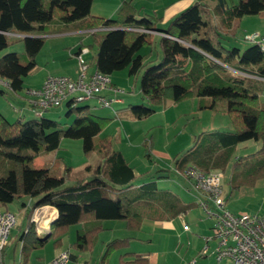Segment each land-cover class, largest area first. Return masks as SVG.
Segmentation results:
<instances>
[{
  "label": "trees",
  "instance_id": "16d2710c",
  "mask_svg": "<svg viewBox=\"0 0 264 264\" xmlns=\"http://www.w3.org/2000/svg\"><path fill=\"white\" fill-rule=\"evenodd\" d=\"M92 1L0 0V50L14 41L23 43L21 52L0 54V79L11 90H22L24 77L35 66V56L44 42L40 34L54 21L68 24L82 20L81 25L92 30L91 45H96L93 64L98 71L111 74L127 68L129 74H136L143 68L140 90L149 103L158 105L166 99L178 102L197 97L199 109L219 110L228 115L233 128L198 135L193 146L173 156L174 170L183 171L186 166L202 172L228 168L231 189L251 186L264 178V103L260 99L264 88V50L252 43L242 49L228 48L221 41V33L234 19L263 11L264 0H239L230 6L226 0H215L213 7L207 0H194L161 30L167 36L158 37L162 54L154 64H147L144 55L136 53L150 42V32L135 28L155 30V21L148 15L136 17L131 0L123 1L114 18L95 16L90 14ZM215 14L220 15V21L215 20ZM9 33L13 35L8 36ZM3 93L0 88V94ZM72 99L65 102L66 115L73 116L65 128L44 114L9 121L0 112V156L9 161L5 173L0 175V206L22 196L34 198L25 208L26 225L19 235V264H26L31 249L43 246L49 239L58 246L72 224L81 223V227L70 246L86 250L103 230L105 219H121L126 228L137 229L144 218L169 220L190 205L172 191L158 187L155 174L168 171L167 168L155 170L149 180L137 184L135 180L140 174L126 162L121 151L113 148L109 135H100L109 117L95 114L85 102L72 104ZM130 109L137 118L152 112L151 106L144 104H130ZM62 137L80 138L85 153L94 151L98 155L95 165H85L84 173L69 183V165L63 164L65 175H58L48 166L31 163L41 150L58 148ZM246 140L258 142V148L234 156L236 146ZM145 155L149 157V147ZM53 164H57L56 159ZM189 187L192 188L190 184ZM41 205L57 210L49 232L42 237L30 221L33 208ZM127 242V237L107 242L100 264ZM129 263L145 264L146 259L134 255Z\"/></svg>",
  "mask_w": 264,
  "mask_h": 264
},
{
  "label": "rangeland",
  "instance_id": "374dc122",
  "mask_svg": "<svg viewBox=\"0 0 264 264\" xmlns=\"http://www.w3.org/2000/svg\"><path fill=\"white\" fill-rule=\"evenodd\" d=\"M103 1L107 2L104 3ZM159 1L132 0V5L136 10V17H140L143 14H149V16L155 20L154 10H156V14L161 12V6L157 5ZM207 1L210 2V0ZM238 1L239 0H226V4L230 6L232 4H236ZM116 3L118 4L119 0H95L92 11L96 10L97 12L104 15H108L113 12L112 14L116 16L119 12L118 10V12L114 13L115 8L118 6ZM157 26H164V23L162 24L157 21ZM53 30L56 29H53L49 26L44 32L41 33V35L44 36V42L35 56L36 64L31 72L25 77L24 82L35 84L48 73L49 75L64 74L67 76L74 73L76 69V55L72 54L73 51L69 50V44H66V42L70 41L71 38L67 36L62 39L56 38L55 36L50 35L51 32H55ZM253 30L264 32V10L257 14H246L241 18L234 19L231 23V26L227 27L226 31L221 33L222 44L228 48L231 46H237L242 49L250 44L244 39V33L251 32ZM11 35L13 34H8V36ZM149 39L150 42L142 45L136 53L143 54L147 64H154L159 61L162 53L158 36L155 33H150ZM84 46L85 47L82 48H89L87 45ZM22 50L23 43L21 41H14L8 45V47L0 50V54L7 51L21 52ZM91 53L92 51H89V54L85 56L90 59ZM93 66L94 64L92 63L91 68H93ZM142 70L143 68L140 69V71L136 74H129L128 69L123 68L109 74L110 80L112 79L116 87L120 89L119 92H117V95H115L124 99H129H126V101L123 100L121 103L112 101L110 106L103 107L105 108L104 111L102 110L104 113L100 114L102 116H104L103 114H109V107L115 109L116 114L111 115V119H107L106 122L103 123L101 131L102 133L110 134L111 141L114 144L119 138H122V140L118 142L122 144L121 146H124L129 150V153H127V158L130 162H132L137 171L143 172L148 168L151 170V166H153V164L151 165L150 162L147 161L145 155L147 148L149 147L150 149V146L167 150L172 155H176V152L181 154L184 153L190 146L195 144V138L201 133L214 130H231L233 128V125L226 113L219 110H211L209 108L199 109L197 97H189L178 102H173L165 108L162 103L158 105L149 103L143 97L140 90V78ZM0 85L4 86L2 82ZM17 92L22 93L21 91ZM111 95L112 97L114 96L113 94ZM260 99L262 103H264V88ZM127 100H130L128 101L129 103ZM0 101L4 104L7 110H14L16 113L20 112V115L16 117L14 116V118L11 117V121L15 120L17 117H21L23 120L37 117L27 105H21L16 98H12L7 94H2ZM130 104H144L151 106L152 112L146 117L137 118L132 115ZM20 107H22L21 110ZM67 110L68 107L64 101L61 105L45 110L43 116L56 120L59 127L65 128L71 123L73 118L72 114L66 115ZM126 135H128V137L124 139V136ZM257 143L258 142H255L254 140L240 142L236 146L234 156L246 155L255 151L257 148ZM84 158H86V154H84L82 141L80 138L62 137L58 148L54 150H41L36 155H34L31 163L36 166H50L52 173L58 174L60 172L64 175L65 170L63 169V164H70L72 166V172L69 174V176H71L70 178H75L81 173L78 170L83 167ZM55 159L57 164H53ZM164 163H166V166L169 167L168 171H166L168 176H155L157 177L156 179L158 187L166 188L172 191L183 201H196L197 206L187 214H182L183 216L180 219H182L181 221H183V225L184 223L186 226L188 224L192 225L191 222L194 221L197 225L195 227H191L190 225L186 232H182L179 237H176V232L181 231L180 225L175 231L167 226H164L163 223H154L153 221H148V223L151 225L147 231L153 236L154 244L152 245V250H156L158 252L159 264H190V261L193 259L195 261L192 264H230L228 261L217 263L213 255L209 253L211 251L210 249L214 247V240L209 241L210 248L208 255L201 257L200 250L205 244L204 236H209L212 234V229L208 227L209 224L212 223V220L206 219L207 214L198 204V198L202 197V194L196 192L191 187L189 190H186L184 185H189L186 181L187 179L183 178L181 175H178L174 169H171L173 168V164L170 165L168 160ZM8 164L9 161L6 160L4 156H0V175L5 173ZM223 173L227 179L230 171L227 168L223 170ZM66 175H68V173ZM244 187V189H249L247 185H244ZM231 190L232 189L230 188L227 179V182L225 181L223 184V197L226 199L227 204H225V206L227 205L226 208L228 210L234 213L264 210V206L262 207L259 204L261 203V193L258 195V197L240 195L238 192L237 193L239 196L236 195V192L234 195L230 196ZM22 202H27V198H17L4 206H0V208H8L14 211L18 218L16 225L11 229L8 243L4 248V264H19L21 246L19 235L26 225L25 208L31 203H26V205L23 206ZM51 209L52 208H47V210ZM113 220L119 222L117 219H112V221ZM176 221L177 222L175 223L181 222L179 219ZM77 225H79V223L72 224L68 227L66 232L62 235L61 243L58 246L54 244L53 239H49L43 246L31 249L28 254L26 264H43L45 262L44 260L51 256L57 250V248L60 247H68L73 251L76 250L70 246V243L76 239L75 228ZM117 228L119 227L113 226L112 230L106 229L103 234L105 236H108V234L122 236V233L119 232ZM121 231L124 233V228H121ZM198 235H200L202 242L200 243L202 246L199 245L201 246L199 252L197 251L196 243H193L194 239H198ZM42 236L44 235L42 234L41 237ZM103 238L104 237L100 239ZM199 240L200 238L197 241ZM112 252L114 253V251ZM97 263L98 261L95 260L94 257H91L86 262V264ZM66 264H84V262L80 260L77 263H73L72 260H68Z\"/></svg>",
  "mask_w": 264,
  "mask_h": 264
},
{
  "label": "built area",
  "instance_id": "2783aa9c",
  "mask_svg": "<svg viewBox=\"0 0 264 264\" xmlns=\"http://www.w3.org/2000/svg\"><path fill=\"white\" fill-rule=\"evenodd\" d=\"M140 31H150L145 28H135ZM162 35L167 36L165 33ZM244 39L257 44L264 50V32L253 30L243 35ZM86 50V49H84ZM83 49L75 55L78 62V73L75 78L66 75H47L39 87L28 86L22 90V98L30 106L34 114L39 117L45 110L61 105L64 101L73 98L72 104L96 98L99 105L110 106L115 97H106L102 90L110 89L109 74L94 69L89 71V63L83 57ZM177 174L187 176L192 188L202 194L198 204L213 218L212 234L204 237L205 244L200 250L201 255L209 252V241L215 244L211 253L219 261L229 258L233 264H264V211L234 213L225 206L223 197V177L221 170L202 172L194 166H186L183 171L175 170ZM46 209H45V208ZM44 208V210H43ZM53 208L52 217L45 216L44 211ZM48 211V210H47ZM57 216V210L51 205L34 208L30 221L35 226L36 234L49 232L50 224ZM17 214L7 208L0 209V264H4V248L8 243L11 229L17 223ZM70 258L68 249L59 251L47 264H66Z\"/></svg>",
  "mask_w": 264,
  "mask_h": 264
},
{
  "label": "crops",
  "instance_id": "0c3cea01",
  "mask_svg": "<svg viewBox=\"0 0 264 264\" xmlns=\"http://www.w3.org/2000/svg\"><path fill=\"white\" fill-rule=\"evenodd\" d=\"M123 1H126V0H121V2L119 0V3L118 4L116 3L118 6H117V8H115V10H114L115 12L114 13L118 12V10L122 6ZM193 1L194 0H172V1L163 0V1H159L157 5L161 6V12H158V14H156L157 12H156V10H154V13H155L154 18H155V20L153 18H151V16H149V14H148V16L155 21V30H150L148 32L155 33L159 37V35H161V33H163L161 30L165 28V26L167 25V22L170 20V18L172 16H174L175 14L179 13L184 7H187ZM103 2L106 3L107 1H103ZM94 3H95V0H93L92 3H91L90 14L95 15V16L104 17V18H114L115 17V15L112 14L113 12H111L108 15H104L102 13L97 12L96 10L92 11ZM131 3H132V0H131ZM208 3L213 7L215 5V0H210V2H208ZM215 20L217 22L220 21L221 20L220 15L215 14ZM81 21L82 20H78V21H74V22H71V23H68V24H63V23L54 21V22L50 23L47 26V28L50 26L53 29H56V30H53L55 32H51L50 33V35L55 36L56 38H61L62 39L64 37H66V36L71 38V40L66 42V44H69V50L73 51L72 52L73 55H75L80 50V48L83 49V50L86 49V50H84L82 52L83 53V57L89 63L88 70L92 71V70L96 69L95 66H93V68H91V65L93 63V56H94L95 51H96V45H94V44L91 45L92 36H91L90 32L92 30L91 29H87L84 26H82L81 25ZM157 21L159 23H162V24L164 23V26H157ZM84 45H87L89 48L88 49L87 48H82V47H85ZM89 51H92V53L90 55V59L85 56V55L89 54ZM75 60H76L75 61L76 69H75L74 73L68 75V77H71V78H75L77 76V73H78L77 58H75ZM125 69H127V68H125ZM31 70L28 72V74L31 72ZM47 75H49V73ZM47 75H45L39 82H36L35 84H30V83L24 82V87H28V86L39 87L42 84L43 80L45 79V77ZM53 75H56V74H53ZM57 75H61V74H57ZM25 77H24V81H25ZM1 82L4 84V86L0 85V88L3 89V91H4V93H3L4 95L7 94L8 96H10L12 98H16L20 102L21 105L24 106V104H25V105H27L30 108V106L27 104V102L24 100V98H22V93H18L16 91L11 90L8 87L7 82L5 80L0 79V84H1ZM111 86L114 88L113 91L110 90V89H105V90L101 91V94L106 96V97H112L111 94H113L114 95L113 97L116 98V100H114V102H117V103H121L123 100L126 101V99H129V98H125L124 99V98H121L119 96H116L117 92H119L120 89L116 87V85L112 81V79H111ZM22 90H20V91L22 92ZM1 95L2 94H0V97H1ZM87 101H91V102H87ZM128 101H130V100H127V102ZM85 103L89 105L90 109L95 114L100 115L101 113H104L103 111L105 110V108H103V107H105V106L99 105V103L97 102L96 98H91L89 100H86ZM172 103L173 102L170 99H166V100H164L162 102L164 108L166 106L172 104ZM21 108L22 107H20V110H21ZM0 112L9 121H11V117L14 118V116L16 117V116L20 115V112L16 113V111H14V110L13 111L7 110L5 108V106H4V104L1 101H0ZM114 114H116L115 109H113L112 107H109V114H106V115L103 114V115L105 117H109V119H111L110 116L114 115ZM100 116H102V115H100ZM104 134H107V135H109L111 137V135L108 134V133H102V131L100 132V135H104ZM126 137H128V135L124 136V139H126ZM120 140H122V138L118 139V141H120ZM118 141L115 142V144L112 142L113 148L121 151V153L123 154L126 162L130 166H132L134 168V171L136 173L140 174V176L136 178L137 180H135V182L137 184H140L143 181L149 180L151 178L150 174H152L155 170L162 169V168H167L168 167V166H166L167 164L164 163L167 160L169 161L170 165L173 164L172 158H173L174 155L170 154L167 150H164L162 148H154V147L150 146L149 157H146V159H147V161L150 162L151 165L153 164V166H151V170H150V168H148L147 170H145L143 172H139V171L136 170V168L132 164V162H130L128 160V158H127V153H129V150L126 147L121 146L122 144L119 143ZM258 145L259 144L257 143V145H256L257 148H258ZM176 153H179V152H176ZM84 154H86V158H84L83 167H81L78 170L79 172H81L78 176L82 175V172L84 173L83 168L85 167V165L93 166V165L96 164V162L98 160V155L94 151H90L88 153L84 152ZM69 166L72 167L70 164H69ZM48 167H50V166H48ZM167 169H169V167ZM171 169H173V168H171ZM71 172H72V169L70 168V171H69L68 175ZM59 174H61V173L59 172L58 175ZM70 177L71 176L68 177L69 180H67V183L73 182V180L76 178V177L75 178H70ZM155 178H157V177H155ZM138 179H140L141 181L138 180ZM225 181L227 182V179L225 178V175H224L223 184L225 183ZM156 183H157V179H156ZM188 186L189 185H184L186 190L190 189V187L188 188ZM247 187H249V189L248 188L244 189L245 188L244 185L240 186L239 188L232 189L230 196L234 195L235 192H236V195H238V193H239L240 195H248V196H255V197L257 196L258 197V195L261 193V198H260L261 203H259V204H260V206L263 207L264 206V178L258 179L255 182V184H253L251 186L247 185ZM21 198L22 199L23 198H27V202H25V203H30V202H32L34 200V198H31L29 196H22ZM183 202H186V201H183ZM187 202L190 203L189 208L187 210H185L184 212L176 215L175 217H173V218H171L169 220H152V219L144 218L141 221V223H140V225H139V227L137 229H128V228H126L125 227V222L123 220H121V219H117V220H119V222L118 221H114V220L112 221V219H105L102 222L104 228H103V230H101L98 233L97 238H96L95 242L93 243L94 245H93L92 248H89L88 250H74L73 251L72 249H70L68 247H66V248H61L60 247V248H57V250L51 256L46 258L44 260L45 262L43 264H47L48 261L53 256H55L59 251H61L63 249H68L70 251V253L73 254V256H71L69 258V260H72L73 263H77L78 261L82 260L84 262V264H86L88 259H90L91 257H94V259L98 261L97 264H100V259H101V256H102L103 252H104L105 244L107 242H109L110 240L114 239V238H120V237H127L128 238L127 245L124 246V247H121L119 249L114 250V253L111 252V254H109V256L101 264H130L129 262L131 260H133L134 255H138V256H141L142 258L146 259V263L145 264H159V262H158V252L156 250H152V245L154 244L153 243V236L151 235V233H149L147 231V229H149L150 225H151L150 223H148V221H153L154 223H163L164 226H167V227H169V228H171V229H173L175 231H176V228H178V226L180 225V230L181 231H178L175 234L176 237H179L182 234V232H186V230H188L190 225H191V224H188L186 226L185 223L183 225L182 224L183 221H181L182 219H180V218H182V216L185 213L187 214L189 211H191L193 208H195L197 206V202L196 201H187ZM226 204H227V202H226ZM0 209H2V208H0ZM53 210H54L53 208L51 210H48V211L46 210L45 213L46 212L50 213ZM263 211L262 210H260V211L256 210L254 212H263ZM177 219H179L181 222L175 223V222H177L176 221ZM206 219H211L212 223H213V218L212 217L207 216ZM191 223H192L191 227H195L197 225V224H195L196 223L195 221L191 222ZM212 223L209 224V226H208L210 229H211ZM113 226H118L119 227L117 229H118L119 232L122 233L121 234L122 236H115V234H108V236H105L103 234L106 229L107 230H109V229L112 230ZM79 227H81V223H79V225L76 226L75 230H77ZM121 228H124V230H125L124 233H123V231H121ZM198 236H199L198 239L200 238V240L197 241L198 239H194L193 243L194 244L196 243V248H197V251L199 252L200 247L202 246L200 243H202V242H201L200 235H198ZM102 237H104V238L100 239ZM177 242H179V241H177ZM188 243H189V241H188ZM197 244H198V246H197ZM199 245H201V246H199ZM208 246H209V244H208ZM209 248H210V246H209ZM95 250H96V252H95ZM210 250H212V249H210ZM209 253H211V252H209ZM112 254H115V255H112ZM211 254L213 255V257H214V259H215V261L217 263H221L222 261H228L230 264H233L232 261L229 258H224V259H221V260L218 261L215 258L214 254L213 253H211ZM207 255H208V252L205 255H201V257H205ZM194 261H195L194 259L192 261H190V264H192Z\"/></svg>",
  "mask_w": 264,
  "mask_h": 264
},
{
  "label": "water",
  "instance_id": "95a60500",
  "mask_svg": "<svg viewBox=\"0 0 264 264\" xmlns=\"http://www.w3.org/2000/svg\"><path fill=\"white\" fill-rule=\"evenodd\" d=\"M157 177H167L168 173L165 171H160L156 174ZM52 223V222H51Z\"/></svg>",
  "mask_w": 264,
  "mask_h": 264
},
{
  "label": "bare ground",
  "instance_id": "6f19581e",
  "mask_svg": "<svg viewBox=\"0 0 264 264\" xmlns=\"http://www.w3.org/2000/svg\"><path fill=\"white\" fill-rule=\"evenodd\" d=\"M51 212H52V211H51ZM53 212H54V210H53ZM53 212H52V213H53ZM52 213H51V215H50V213H47V212L45 213V211H44V214H45V216H48V215H50V217H52V216H53V214H52Z\"/></svg>",
  "mask_w": 264,
  "mask_h": 264
}]
</instances>
